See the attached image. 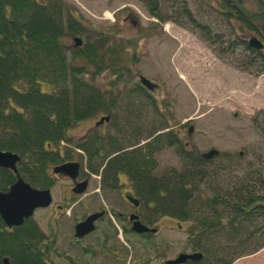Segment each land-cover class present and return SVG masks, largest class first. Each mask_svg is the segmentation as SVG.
I'll return each instance as SVG.
<instances>
[{"label":"trees","instance_id":"obj_1","mask_svg":"<svg viewBox=\"0 0 264 264\" xmlns=\"http://www.w3.org/2000/svg\"><path fill=\"white\" fill-rule=\"evenodd\" d=\"M138 1L157 23L169 19L164 3L172 2V6L183 7L175 13L176 20L185 17L195 29H205L190 16L184 0ZM203 1L230 29L234 47L259 60L264 71V34H259L254 22L255 18L264 16V0H254L258 13L247 11V0ZM67 9L61 0H0V152L19 157L16 166L19 177L33 188H49L53 180L47 172L48 166L68 158H60L54 151L59 143L68 142L66 129L101 113L109 117L108 123L113 121V134L91 132L78 148L83 152L85 168L100 178L102 187L113 188L118 176L125 174L133 182L142 205L149 209V215L191 224L190 233L204 234L188 237L191 248L203 254L201 264H231L262 248L264 113L257 112L252 117L263 144L257 165L230 177L222 173L226 168L221 162L216 169L210 160H202L182 148L170 130L158 134L168 127L157 119L152 106L148 104L152 109H147L145 102H140L139 116L150 110L156 120L130 128L125 121L130 116L137 119L134 95L131 92L123 97L103 95L93 85L94 76L108 72L113 78L110 86L120 83L131 86L132 68L126 67L124 48L106 42L95 44L94 41L103 40L104 34L100 32L95 34L93 42H86L82 52L73 53L68 62L61 38L65 34L83 33V24ZM174 23L182 26L177 21ZM246 33L258 35L263 49L249 48L244 38ZM77 58L80 64L74 63ZM123 109L127 110L125 121L117 124L115 116L122 115ZM139 120L145 122V116ZM147 139L152 140L131 149ZM161 146L179 148L180 169L155 174L153 156ZM220 156L217 159L221 160ZM13 181L12 175L0 170L1 191ZM39 238V230L30 220L12 231H6L0 221V258L7 256L10 264H42L39 253L35 252Z\"/></svg>","mask_w":264,"mask_h":264},{"label":"rangeland","instance_id":"obj_2","mask_svg":"<svg viewBox=\"0 0 264 264\" xmlns=\"http://www.w3.org/2000/svg\"><path fill=\"white\" fill-rule=\"evenodd\" d=\"M61 2L83 24L87 34L86 41L93 42L95 34L102 32L103 40L100 38L98 42L94 41L95 44L102 45L105 42L120 44L128 60L126 67L131 69L133 65L132 73H138L160 87L154 93L155 103L159 105L158 110L168 115L167 129L176 135L182 148L184 146L187 151L198 156L211 149L218 151L221 160L217 157L211 158V166L218 169L217 165L221 162L226 168L222 173L228 177L237 175L248 167L254 169L251 166L257 165L256 158L263 151L262 140L252 122L255 113H264L263 65L259 60L252 59L242 48L234 47L233 42H230L232 39L230 29L219 21L205 5V1L184 0L190 16L196 23L204 25V30L195 29L193 23L188 22L185 17L176 20L175 13L183 7L172 6V2L164 3L167 7L165 15L169 19L163 23H157L151 18L138 0H61ZM245 6L250 13H258L254 0H247ZM129 14L135 19L137 27L131 24L128 16L126 17ZM255 20L259 34H264V16H259ZM174 21L181 23L182 26H178ZM251 36L263 43L261 38L253 33H246L244 38L247 41ZM61 44L66 51V59L70 62L69 34L61 38ZM76 60L74 63L80 64V59ZM86 68L89 72L92 71L89 66ZM112 80L108 72L99 73L94 76L93 85L105 94L111 89L119 91L123 88L121 83L118 86H110ZM124 95L118 94L120 97ZM122 105L123 103L119 107ZM125 111L127 110L123 109L122 115L115 116V123L121 124L125 121L123 118ZM101 116L104 114L100 113L71 124L65 131L68 142L59 143V147L68 150L69 153L72 150L71 160L77 161L81 166H84V160L80 158L74 146L70 148V141L77 143L79 138L91 130L103 135L113 134L111 128L113 121L111 124L102 123L95 127ZM144 116L145 122L139 120ZM142 117L137 116V119L132 120L130 116V120L125 122L130 128H138L142 123L149 125L152 120H156L155 114L150 110ZM189 127L191 130L188 135ZM178 151L179 148L175 146H161L155 152L153 159L156 164L154 170L156 175L170 169H180ZM262 157L264 158V155ZM123 181L127 186H122L121 190H126L130 185L127 180ZM99 184L97 176H90L88 192L92 195L86 198L84 204L81 203L85 207V212L86 208H89V211L96 207L108 209L113 206L111 200L125 209L118 192H114L113 195L104 194L99 191ZM67 185L68 182L64 179L56 181L50 190L52 203L60 200V193ZM68 212L69 210L65 209L59 216L53 235L48 226L52 215L50 209L36 211L33 219L41 230L53 236L57 249L70 254V249L67 250L70 244ZM161 217L159 222H156L161 230L155 236L153 246L157 248L159 254H164V259H173L178 253L186 250L184 239L192 225L167 216ZM135 256L138 262L143 260L140 253H135ZM63 262L70 264L68 261ZM231 264H264V246L252 254L235 259Z\"/></svg>","mask_w":264,"mask_h":264},{"label":"flooded vegetation","instance_id":"obj_3","mask_svg":"<svg viewBox=\"0 0 264 264\" xmlns=\"http://www.w3.org/2000/svg\"><path fill=\"white\" fill-rule=\"evenodd\" d=\"M127 16L131 19V24L137 27L135 19H133L130 14L126 15V17ZM86 36L87 34L84 31V27L83 33L78 35L70 34V58L73 53H79L84 50L87 42L85 39ZM74 38L79 39L80 43L75 44ZM131 68H133V65ZM132 78L133 81L131 82L130 87L123 86V88L119 91H114L113 89H111L107 94L118 95L125 94L126 92H131L130 94L134 95L136 117L139 116V113L137 111L140 102H142L143 104L145 102L147 105V109L152 106V108H154L156 111L158 120H160L162 125L167 126L168 115L161 112V110H158L159 105L155 103L154 100V93L159 90L160 87L157 84L150 82L138 73H132ZM107 94L103 92V95ZM141 95H144L147 99L141 97ZM165 131H159L158 134H161ZM91 132H94V130H91ZM91 132H86V134L82 138H79V141L77 143L70 141V148L72 149V147L74 146L77 150L75 151L79 153L80 158L82 157L81 159H83V152L78 148V145L81 144V142H83ZM151 140L152 139L142 140L138 144L133 145V148L131 149H138ZM183 148L185 147L183 146ZM129 149L130 148H128L127 150ZM54 151L57 152L60 158L68 157L67 160H64L60 164L73 162L77 163L78 166L74 179L55 175L52 173V168L55 165L48 166L47 172L50 178L53 180V183L49 188L42 190H48L50 194V190L52 189V187H54L56 181L58 179H64L68 182V185L65 187L64 191H61L59 196L60 200L56 203H52V197L50 194V204L47 207L35 209L32 213V216L28 219L23 220V222L19 226H11L10 228H8L0 219L3 228L6 231L17 229L28 220L32 221L36 225L39 230L40 238L36 244L35 252L39 253L38 260L42 264H64L63 261H68L70 264H168L169 262L174 261L180 254H184L186 256H192L194 254L200 255V257L196 260L186 259L185 263L183 264L202 263L203 254L199 251L193 250L189 245L192 242L188 240V237L190 236L204 235L196 232L187 233V236L184 239L186 250L182 253H178L173 259H164V254H159L157 248L153 246V242L155 236H157L161 230V227L156 225V222H159L158 220L160 219V217H153L148 214L149 209L142 205L136 195V190L133 182H131L125 174H121L120 176H118L117 183L113 188L108 189L106 187H102L101 184H99L98 188L99 191L104 194L109 193V195H113L114 192H118L121 204L123 205V207H125V209L111 200L113 206L109 207L108 209L96 207V209H94L93 211H89L90 209L86 208L87 211L85 212V207L81 205V203L84 204L86 198H89V196L92 195L88 192V181L90 176L95 175L90 174V172L85 168L84 159V166H81L80 163L75 160H71L73 155L72 150H70L69 153L68 150L63 149L58 145ZM0 170L6 171L10 175H12L14 181L11 185H13L16 181L15 174L12 171L4 168H0ZM20 179L24 183H26L22 178ZM124 179L127 180V183L130 186H128L126 190H121L122 186H127V184L123 181ZM83 182H85L84 191L82 193H76V191L78 190V186H80V184ZM11 185H9L5 191L0 190V193H6ZM33 189L41 190L37 188ZM126 197H129L132 200H137V204H133L132 202L128 201ZM47 209H50L52 211V215L50 217V220L48 221V226H50L52 235L54 234L55 225L59 219V216L63 214L65 209L69 210L67 216L70 215V244L67 250L70 249V254L57 249L56 241L53 236L41 230L37 222L33 219L34 213L36 211L43 212ZM91 215H98L97 218L92 222V230L87 233H81L79 235L76 234L75 226L79 223H82L87 217ZM136 223L146 228L147 231L141 233L136 232L134 230ZM152 230L154 231L151 232ZM162 250H164V248H162ZM135 253H140L143 260L138 262V260H136ZM153 257L155 258L152 259ZM55 260L59 262L55 263ZM4 261H6L7 264H10V260L7 256H3L0 258V264H3Z\"/></svg>","mask_w":264,"mask_h":264},{"label":"water","instance_id":"obj_4","mask_svg":"<svg viewBox=\"0 0 264 264\" xmlns=\"http://www.w3.org/2000/svg\"><path fill=\"white\" fill-rule=\"evenodd\" d=\"M75 44L80 43L79 39L74 38ZM248 47L261 50L262 45L254 37L247 40ZM109 120L108 116L100 118L95 124L98 126L102 123H107ZM190 127L187 134H190ZM218 155V151L211 149L206 153L200 155L202 160H209ZM241 154H239L240 156ZM19 161L18 156L10 152H0V168H4L12 171L15 174L16 181L11 185L6 193H0V219L3 223L10 228L11 226H19L23 220L28 219L32 216L35 209L47 207L50 204V194L48 190H36L31 188L28 184L24 183L16 172V164ZM77 163H64L52 168V173L58 176L68 177L74 179L76 176ZM85 182L78 186L76 193H82L84 191ZM126 199L133 204H137V200H132L129 197ZM98 215H91L87 217L82 223L75 226L76 234L87 233L92 230V222L97 218ZM137 226V228H136ZM134 230L138 233L147 231L146 228L135 224ZM152 230L151 232H153ZM200 257L199 254L192 256H186L180 254L174 261L168 264H183L186 259L196 260ZM3 264H7L4 261Z\"/></svg>","mask_w":264,"mask_h":264}]
</instances>
